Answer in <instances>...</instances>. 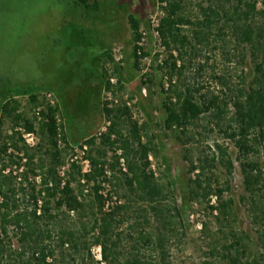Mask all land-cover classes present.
Returning a JSON list of instances; mask_svg holds the SVG:
<instances>
[{
	"label": "rangeland",
	"instance_id": "374dc122",
	"mask_svg": "<svg viewBox=\"0 0 264 264\" xmlns=\"http://www.w3.org/2000/svg\"><path fill=\"white\" fill-rule=\"evenodd\" d=\"M256 1L259 12L254 17V24L264 29V0ZM156 2L101 0L102 9L97 11L76 0H0L3 91L11 90L14 85L43 88L41 98L61 107L57 119L68 140V145L61 142L63 158L67 163L80 161L84 169L88 168L86 157L90 149L86 145L87 140L94 137L99 144L103 135L109 132L119 109L129 110V114L121 118L125 134L131 133L134 123L146 125L144 139L153 136L158 146L157 155L151 156V169L167 187V197L160 205L167 219L172 221L171 225L164 226L162 216L148 207L153 217L151 229L164 235V256L169 264H231L226 255L234 231L248 234V255L262 256L263 225L255 223L240 161L237 160L239 151L225 132L235 111L234 95L238 88L248 87L254 77L255 63L251 50L237 41L231 28H227L226 36L222 37L215 30L208 41L183 54L178 62V66L185 67L183 74L171 77L166 61L172 53L177 57L178 51L172 52L167 47L160 51L158 47L150 28V14ZM210 2L184 0L185 15L196 21L202 14L201 7H207ZM131 13L141 18V28L147 32L144 44L137 43L148 56L140 59L139 68L134 57L136 43L129 21ZM232 24L229 23L228 27ZM184 27L187 33L193 28L192 25ZM116 49H120L118 57H123L120 61L115 56ZM106 50L111 51L113 60L105 57ZM161 54L165 64L159 62ZM176 86L181 91L192 88L200 100L218 96L220 101H227L229 110L224 121L217 119L218 110L215 108L203 115L186 133L181 129H167L163 102L171 96L169 89ZM19 98L20 111L34 119L41 107L35 108L28 95ZM106 108L113 109L111 116ZM35 124L38 127L36 120ZM3 126L11 129L13 121L6 119ZM116 137L113 135L112 139ZM25 138L32 146L39 141L36 132L25 133ZM217 144L228 148L229 155L235 160L233 175L228 174L223 164L215 168L208 165V173L218 177L215 185L218 182L222 186L228 181L230 183L231 189L226 191L224 199L234 198L235 216L228 220H223V217L219 220L217 211L212 213L208 210V200L193 198L190 193L194 186L191 179L197 175V172L191 173L192 161L198 163L200 159H211L218 151ZM115 150H109L110 160L113 155L123 153ZM261 158L264 168V154ZM123 163L122 160V167ZM115 175L122 180L120 188L114 186L115 182L119 183L117 179H113L110 185L115 191L114 201L120 199L124 203L129 200L132 208L141 213L140 207L144 204L137 202V196L129 191L119 170ZM211 201L214 204L215 197ZM139 215L126 222L123 229L129 230L132 222L142 220ZM141 228L137 226L136 231ZM130 231L131 236L121 244L125 252L134 244L131 237L138 234ZM142 249V253L149 257L162 255L161 248ZM93 251L97 260H101L99 247Z\"/></svg>",
	"mask_w": 264,
	"mask_h": 264
},
{
	"label": "trees",
	"instance_id": "16d2710c",
	"mask_svg": "<svg viewBox=\"0 0 264 264\" xmlns=\"http://www.w3.org/2000/svg\"><path fill=\"white\" fill-rule=\"evenodd\" d=\"M168 1L161 33L166 47L172 52L178 51L177 57L172 53L166 61L171 77L183 74L184 65L178 66L183 54L208 41L215 30L222 37L226 36L227 28H231L237 41L251 50L254 77L248 87L238 88L234 95L235 111L225 132L238 148L237 160L240 161L251 211L255 223L263 225L264 245V168L261 163V154H264V29L254 24V17L259 12L257 1L211 0L207 7H201L202 14L196 21L185 15L184 0ZM76 2L97 11L102 9L101 0ZM129 21L136 43V67L139 68L140 59L146 56L144 49L137 44L141 38L142 20L131 13ZM229 23L233 24L228 27ZM187 25L193 26L190 33L184 27ZM104 55L113 60L110 50ZM3 79L0 75V264H169L164 256V235L151 229L153 217L148 207L162 216L164 226L171 225L172 221L167 219L160 205L167 197V187L151 169V156L157 155L158 146L153 136L144 139L146 125L134 123L131 133L125 134L121 118L129 114V110L119 109L109 132L103 135L99 144L97 138L87 140L90 149L86 160L90 163V171L85 172L80 161L67 163L62 156L61 142L68 145V140L57 119L60 105H51L42 99L44 89L37 85H14L4 92ZM169 90L171 96L163 102L169 130L181 129L186 133L215 108L219 121L226 118L229 103L220 101L218 96L200 100L189 87L186 91L177 86ZM164 92L168 94V91ZM25 95L35 108L41 107L34 119L20 111L19 97ZM106 112L111 116L113 109L106 108ZM6 119L13 121L9 130L3 126ZM34 132L39 141L32 146L25 133ZM113 135L117 137L112 139ZM216 147L217 155L211 159H200L198 163L192 161L191 173L197 172V175L191 179L194 186L190 193L193 198L208 200V210L217 211L219 220L222 217L228 220L235 216L234 198L224 199L226 191L231 189L230 183L215 185L218 177L208 173V167L223 164L228 174L233 175L235 160L229 155L228 148L220 144ZM115 149L123 153L113 155L110 160L108 152H116ZM63 167H67L65 176L60 173ZM117 170L124 175L129 191L138 198L137 202L144 204L140 207L141 213L132 208L129 200L124 203L120 199L113 201L115 191L110 185L113 179H117L119 183L115 182L114 186L120 188L122 180L115 175ZM213 197L214 204L211 203ZM138 214L142 220H135L129 230H124L123 225ZM137 226L142 227L140 231H136ZM130 230L138 234L131 237L134 244L125 252L121 244L131 236ZM232 237L226 255L231 264H264V254L248 255V234L234 231ZM95 247H101V260H97L94 254ZM145 247L161 248L162 255L149 257L142 253Z\"/></svg>",
	"mask_w": 264,
	"mask_h": 264
},
{
	"label": "built area",
	"instance_id": "2783aa9c",
	"mask_svg": "<svg viewBox=\"0 0 264 264\" xmlns=\"http://www.w3.org/2000/svg\"><path fill=\"white\" fill-rule=\"evenodd\" d=\"M168 2H169L168 0H157L155 7H154V10L150 14V28H151V31L154 33L156 42H158V47L160 48V51L164 50L166 48V45L164 44V40H163L162 33H161V27H162V20L167 15L166 8L168 6ZM140 33H141V38L137 43L140 45H143L144 40H146L147 32L141 28ZM115 51H116L115 56L118 59V61L122 60V58H123L122 56L118 57V52H120V49H116ZM173 52H175V51H173ZM139 53L142 54V51L139 50ZM160 56L161 57L159 59V62L162 64H165V59H164L163 55L161 54ZM142 57L148 58L147 55L142 56ZM149 62L151 63V59H149ZM87 162H88V168L84 169L85 172L90 171V163H89V161H87ZM66 170H67L66 167H63L60 170V173L62 176H65ZM110 205H111V201L108 202L107 207L109 208ZM99 252H100V257L102 258L101 247H99Z\"/></svg>",
	"mask_w": 264,
	"mask_h": 264
}]
</instances>
